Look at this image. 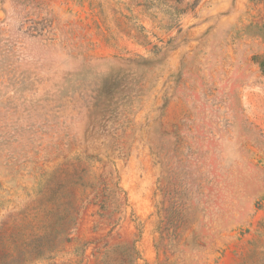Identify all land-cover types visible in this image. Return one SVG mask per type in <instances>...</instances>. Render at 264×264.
Returning a JSON list of instances; mask_svg holds the SVG:
<instances>
[{
	"label": "rangeland",
	"instance_id": "374dc122",
	"mask_svg": "<svg viewBox=\"0 0 264 264\" xmlns=\"http://www.w3.org/2000/svg\"><path fill=\"white\" fill-rule=\"evenodd\" d=\"M0 264H264V0H0Z\"/></svg>",
	"mask_w": 264,
	"mask_h": 264
}]
</instances>
